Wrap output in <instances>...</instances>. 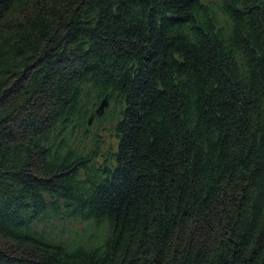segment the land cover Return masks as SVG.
<instances>
[{"label":"trees","instance_id":"trees-1","mask_svg":"<svg viewBox=\"0 0 264 264\" xmlns=\"http://www.w3.org/2000/svg\"><path fill=\"white\" fill-rule=\"evenodd\" d=\"M0 264H264V0H0Z\"/></svg>","mask_w":264,"mask_h":264},{"label":"rangeland","instance_id":"rangeland-1","mask_svg":"<svg viewBox=\"0 0 264 264\" xmlns=\"http://www.w3.org/2000/svg\"><path fill=\"white\" fill-rule=\"evenodd\" d=\"M103 125L105 127V131L103 133H101V134L103 135L105 143L101 145V149L102 150H108L110 147L112 149H115L116 140L114 138V133L111 130H109L112 127V125H113V121H110L109 119H105L103 121ZM79 142L80 141L77 142L78 146H81L82 145L81 143H83V145H84L83 141L81 143H79ZM43 227L47 228V229H50L52 226H51V224H48V225L43 226ZM60 227L61 228L62 227L65 228V230H67V231H69L71 229H76L78 232H82L81 230H83L82 229L83 228V224L82 223L81 224L80 223L70 224V226L66 225V227L65 226H60ZM57 232L58 231L56 230V228H54L51 233L56 235Z\"/></svg>","mask_w":264,"mask_h":264},{"label":"water","instance_id":"water-1","mask_svg":"<svg viewBox=\"0 0 264 264\" xmlns=\"http://www.w3.org/2000/svg\"><path fill=\"white\" fill-rule=\"evenodd\" d=\"M107 105V99H106V96H104L102 99H101V101H100V103H99V105L97 106V108H96V113H98V114H100V113H102L103 112V110H104V107ZM91 116L89 117V119H88V123H90L91 122Z\"/></svg>","mask_w":264,"mask_h":264}]
</instances>
